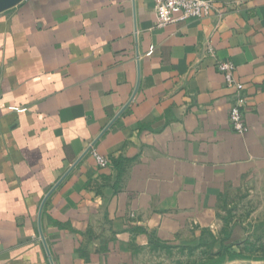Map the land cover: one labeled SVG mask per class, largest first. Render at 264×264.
Returning <instances> with one entry per match:
<instances>
[{"label":"crops","instance_id":"0c3cea01","mask_svg":"<svg viewBox=\"0 0 264 264\" xmlns=\"http://www.w3.org/2000/svg\"><path fill=\"white\" fill-rule=\"evenodd\" d=\"M217 8L163 28L154 0L0 13V264H136L153 244L197 245L225 195L264 187V0ZM218 61L245 86V135Z\"/></svg>","mask_w":264,"mask_h":264},{"label":"rangeland","instance_id":"374dc122","mask_svg":"<svg viewBox=\"0 0 264 264\" xmlns=\"http://www.w3.org/2000/svg\"><path fill=\"white\" fill-rule=\"evenodd\" d=\"M218 219L223 221L215 231H206L200 242L187 244H153L150 250L139 252L136 264H195L196 262H221L222 233L232 222L245 223L248 244L234 247L241 257L230 258L221 264H264V187L247 183L225 195L221 200ZM215 232V233H214Z\"/></svg>","mask_w":264,"mask_h":264},{"label":"built area","instance_id":"2783aa9c","mask_svg":"<svg viewBox=\"0 0 264 264\" xmlns=\"http://www.w3.org/2000/svg\"><path fill=\"white\" fill-rule=\"evenodd\" d=\"M157 16V26L163 28L176 21L202 20L210 18L218 12L217 0H154ZM213 52L212 48H209ZM153 52L151 49L150 54ZM218 69L225 76L226 85L234 91L230 101L229 121L233 130L239 135H245L249 127L245 120L244 108L247 105L245 86L236 77V65L231 61H218ZM22 112L20 108H13ZM92 149V148H91ZM90 149V150H91ZM89 150V151H90ZM97 165L105 168L111 165V160L92 151Z\"/></svg>","mask_w":264,"mask_h":264},{"label":"trees","instance_id":"16d2710c","mask_svg":"<svg viewBox=\"0 0 264 264\" xmlns=\"http://www.w3.org/2000/svg\"><path fill=\"white\" fill-rule=\"evenodd\" d=\"M246 240H245V243L247 245L248 241H246ZM245 243H244V245H245ZM242 245H238L237 243L229 242V236L226 235V237L219 242V246L222 247V251H221L222 259H221V262L225 261V260H228L230 258L241 257L242 256L241 252H232V249L234 247H238V248L244 247ZM221 262H213L211 264H221ZM195 264H209V263L200 261V262H196Z\"/></svg>","mask_w":264,"mask_h":264},{"label":"water","instance_id":"95a60500","mask_svg":"<svg viewBox=\"0 0 264 264\" xmlns=\"http://www.w3.org/2000/svg\"><path fill=\"white\" fill-rule=\"evenodd\" d=\"M22 0H0V13L16 6Z\"/></svg>","mask_w":264,"mask_h":264}]
</instances>
